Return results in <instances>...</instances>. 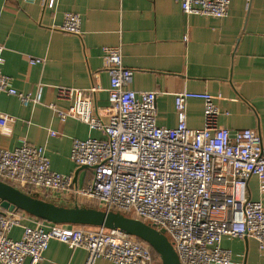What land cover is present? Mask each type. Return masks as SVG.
<instances>
[{
	"label": "built area",
	"instance_id": "built-area-1",
	"mask_svg": "<svg viewBox=\"0 0 264 264\" xmlns=\"http://www.w3.org/2000/svg\"><path fill=\"white\" fill-rule=\"evenodd\" d=\"M179 2L184 13L218 17L226 16L231 4V0ZM53 3L50 0L49 5ZM81 26L80 14L66 12L59 27L81 34ZM3 49L0 44V95H17L23 104L40 107L39 93L19 92L2 72ZM102 52L110 78L109 120L94 113L92 93L101 90L98 84L89 93L59 86L58 97L68 100V105H51L62 121L78 119L103 133L73 141L71 159L77 167L93 170L80 193L93 206L118 210L164 229L181 264H234L232 249L222 245L224 236L254 238L264 252V203L248 194V180L254 174L264 191L261 134L253 128L231 131L218 126L221 94L190 90L175 94L177 125H159L157 92L131 87L134 70L124 64L121 45L104 46ZM190 99L204 103L201 128L187 123ZM11 119L2 113L0 124ZM0 179L50 200V195L71 187L73 173L53 170L45 147L23 139L13 149L0 147ZM1 210L0 204L2 264H24L25 259L38 264L52 239L86 249L84 264H95L98 258L118 264H161L146 241L124 231L104 225L53 223L20 209ZM17 225L23 233L16 239L10 232Z\"/></svg>",
	"mask_w": 264,
	"mask_h": 264
},
{
	"label": "crops",
	"instance_id": "crops-1",
	"mask_svg": "<svg viewBox=\"0 0 264 264\" xmlns=\"http://www.w3.org/2000/svg\"><path fill=\"white\" fill-rule=\"evenodd\" d=\"M49 2L0 0L1 70L16 90L39 93L43 103L35 108L17 95H0V115L12 118L0 124V147L13 149L23 139L42 145L53 170L73 173L71 187L50 195V200L92 203L79 190L88 185L93 170L77 167L70 154L75 138L103 133L78 119L62 121L51 105H68L58 97L59 86L89 93L98 84L101 90L92 93L94 113L109 120L110 78L102 52L107 45H121L124 64L134 70L132 88L157 92L159 125H177V92L221 94L218 126L231 131L253 128L264 146V0H231L223 17L184 13L179 0H54L52 6ZM66 12L80 14L81 34L59 27ZM187 123L191 128L205 125L202 100H188ZM260 185L259 177L252 175L248 194L264 203ZM22 233L17 225L10 236L17 239ZM222 245L232 249L234 264H264V252L254 238L224 236ZM86 257V249L52 239L38 264H84ZM95 264L118 263L98 258Z\"/></svg>",
	"mask_w": 264,
	"mask_h": 264
},
{
	"label": "water",
	"instance_id": "water-1",
	"mask_svg": "<svg viewBox=\"0 0 264 264\" xmlns=\"http://www.w3.org/2000/svg\"><path fill=\"white\" fill-rule=\"evenodd\" d=\"M76 178L75 174L74 180ZM0 204L3 208L2 212L21 209L53 223L104 225L124 231L146 241L160 255L162 264H181L179 254L164 229H158L142 219L118 210H105L79 203L58 204L35 193H28L2 179H0Z\"/></svg>",
	"mask_w": 264,
	"mask_h": 264
},
{
	"label": "trees",
	"instance_id": "trees-1",
	"mask_svg": "<svg viewBox=\"0 0 264 264\" xmlns=\"http://www.w3.org/2000/svg\"><path fill=\"white\" fill-rule=\"evenodd\" d=\"M20 210H21V209H20ZM40 219H41V218H40ZM42 220H44V219H42ZM153 250H154V249H153ZM154 252H155V254L158 256V258L161 259V258H160V255H159L155 250H154ZM161 264H162V261H161Z\"/></svg>",
	"mask_w": 264,
	"mask_h": 264
},
{
	"label": "rangeland",
	"instance_id": "rangeland-1",
	"mask_svg": "<svg viewBox=\"0 0 264 264\" xmlns=\"http://www.w3.org/2000/svg\"><path fill=\"white\" fill-rule=\"evenodd\" d=\"M84 205H88V206H93V204L89 203V204H84ZM160 262V261H159ZM159 262L157 264H159Z\"/></svg>",
	"mask_w": 264,
	"mask_h": 264
}]
</instances>
